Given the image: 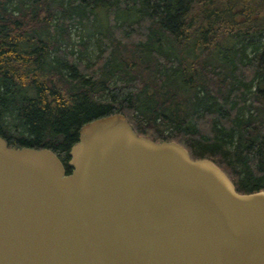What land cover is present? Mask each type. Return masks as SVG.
I'll use <instances>...</instances> for the list:
<instances>
[{
  "label": "trees",
  "instance_id": "1",
  "mask_svg": "<svg viewBox=\"0 0 264 264\" xmlns=\"http://www.w3.org/2000/svg\"><path fill=\"white\" fill-rule=\"evenodd\" d=\"M263 111L264 0H0V137L50 149L66 173L81 128L119 114L238 193L264 191Z\"/></svg>",
  "mask_w": 264,
  "mask_h": 264
},
{
  "label": "water",
  "instance_id": "2",
  "mask_svg": "<svg viewBox=\"0 0 264 264\" xmlns=\"http://www.w3.org/2000/svg\"><path fill=\"white\" fill-rule=\"evenodd\" d=\"M0 137V264H264V191L206 158L138 136L122 115L68 153Z\"/></svg>",
  "mask_w": 264,
  "mask_h": 264
},
{
  "label": "rangeland",
  "instance_id": "3",
  "mask_svg": "<svg viewBox=\"0 0 264 264\" xmlns=\"http://www.w3.org/2000/svg\"><path fill=\"white\" fill-rule=\"evenodd\" d=\"M98 17L101 20V22H104V14L103 13L100 14ZM94 28H95V26L93 27V25H92V26L89 27L88 30L94 31ZM88 30H86V29L84 30V29H81V28L73 29L71 40L76 45V44H78V42H80L81 38L85 39L87 47H86L85 51L83 52V55H84V57L87 60L92 62L95 59V55H96L97 51L95 50V47H94V42H93L94 39H93V37H87L88 35L86 34V32ZM75 45L74 46L71 45L70 48L72 50L76 51L75 53H77V48H79V47L75 46ZM84 61H86V60H84ZM260 119L264 121V111L260 113ZM6 122H8V123L9 122H13V123L17 122L16 128L18 127L21 130V127L18 125V120H16L15 117L7 116L6 117ZM10 124L14 125L12 123H10Z\"/></svg>",
  "mask_w": 264,
  "mask_h": 264
},
{
  "label": "flooded vegetation",
  "instance_id": "4",
  "mask_svg": "<svg viewBox=\"0 0 264 264\" xmlns=\"http://www.w3.org/2000/svg\"><path fill=\"white\" fill-rule=\"evenodd\" d=\"M3 138V137H2ZM4 139V138H3Z\"/></svg>",
  "mask_w": 264,
  "mask_h": 264
}]
</instances>
